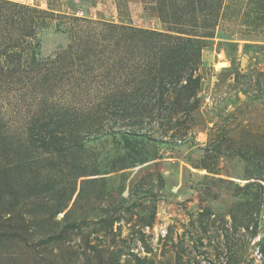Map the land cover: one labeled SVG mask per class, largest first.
Returning a JSON list of instances; mask_svg holds the SVG:
<instances>
[{"label":"rangeland","instance_id":"1","mask_svg":"<svg viewBox=\"0 0 264 264\" xmlns=\"http://www.w3.org/2000/svg\"><path fill=\"white\" fill-rule=\"evenodd\" d=\"M8 1L48 12L19 32L35 30L26 40L44 67L55 58L67 63L60 79L33 88L9 74L17 61L0 56L6 67L0 126L10 136L3 141L0 129V160L13 166L36 155L40 167L21 175L31 183L26 191L13 187L18 197L0 188L2 217L10 211L29 226L25 242L2 235L0 264H264V0H222L214 25L186 24L180 34L202 44L193 64L200 81L193 109L167 110L161 105L175 95L166 92L161 105L149 99L154 108L134 126L135 118H120L119 109L113 117L115 108L98 104L122 97L123 105L133 95V85L125 84L133 79L129 69L117 70L121 55L130 63L142 55L151 61L134 30H174L160 18V0ZM128 34L132 46L141 47L120 45ZM90 100L91 110L109 124L99 131L79 124L67 130L55 121L52 129L61 138L53 149L34 141L30 127L46 129L51 118L73 120ZM167 114L172 118L165 127ZM117 132L115 137L126 134L120 145L114 143ZM129 143L137 149L130 152ZM62 145L64 172L52 161ZM97 166L98 174L78 176ZM61 186V192L76 190L63 196ZM17 198L20 205L9 210L7 203ZM57 203L64 209L50 223L47 213ZM65 212V225L77 223L75 229L53 239L64 232Z\"/></svg>","mask_w":264,"mask_h":264},{"label":"trees","instance_id":"2","mask_svg":"<svg viewBox=\"0 0 264 264\" xmlns=\"http://www.w3.org/2000/svg\"><path fill=\"white\" fill-rule=\"evenodd\" d=\"M160 1L161 7H159L160 9L158 10L160 18L163 22L169 25H174L173 27L171 26L172 28H174V30H134L138 31L139 35H141L143 48L149 50L148 54H152L151 61L147 63L145 56L142 55L141 57H139L140 60L138 59V61H136L135 58L132 57L131 60L133 62L131 61L130 63L127 56L122 57L121 55L119 63L120 65L117 70L118 72H121V70L125 68L129 69L130 74H132L133 76V79L126 82L125 84H128L129 86L133 85V95L131 98L125 99L127 104L125 103L123 105H120V103H123L121 100L122 97L120 99H115V97L113 99H106V102H99L98 104L100 105L98 108L103 107L105 111H109L111 108L117 109V113L115 109L109 112L113 117H117L120 110L122 112L120 114L122 117L120 118L129 120H133V118H135L134 121H131L132 126L138 124L137 119L139 116H142L143 118L145 114L147 115V113L151 112V110L154 108V104H163L166 97V92H174L175 95V99H173L172 103H169L166 107L164 105H161L167 110H171L172 106L175 108L182 106V108H184V104H186L185 109H193L191 98L193 97V95H195L196 89L200 84L199 78L196 76L194 77L193 64H195L196 56L198 57L200 54V47L202 44L200 43V41H196L195 38L188 37L180 33H182L181 30H183L182 28L184 26H188L190 24V26H192V29L199 25H212L213 20L216 21L219 14V10H216V7H218L217 5L221 4L222 2V0H216L215 2L214 0ZM151 4L153 5L156 3L152 1ZM154 6L155 5H153V7ZM47 13L48 12L45 10L36 9L34 7L26 5L24 6L17 2L0 0V45H4L2 47L3 51H0V56L5 55L6 58L12 61L11 63H16L15 61H17L18 64H14L15 67L10 70L9 74H13V76H15L18 80L28 83L33 88H35L36 84H39L40 86H47L49 82H53V79H55L56 81L60 79L59 75L61 73V70H63L64 65L67 63H65L63 60H58V58H55L51 60L49 68L44 67L45 59L39 58L36 54L31 53L29 49L31 48V44H33V42L30 43L26 40V36L31 33L34 34L35 30L34 32L31 30L29 31V33H22V35L19 32L25 30L26 27L31 23V25L36 24L40 17L39 14H43V17L45 18V14ZM28 21H30V24L27 23ZM45 22L46 21L42 19L41 24L44 25ZM177 25H179V27H177ZM174 32H178L179 34ZM128 40L129 41L127 42L124 41L123 43H120V45H122L125 49H135L134 47H141V45L139 44L132 46L131 40H133V38L130 39V35ZM16 48H20V50ZM126 65L129 66L126 67ZM0 68V70H4L0 71V76L2 75L3 77L4 74H6V67L4 69L3 67ZM101 81L102 83L99 84H105V80L101 79ZM152 98H155V103L149 106V99L152 100ZM175 100H178V102ZM90 102L91 100L88 103V110L83 111L82 108L79 114L73 116V120L71 118L66 120H62V118L59 120L51 118L46 120V129L40 130L38 129L39 127L33 126L32 124L33 127H30V133L34 134L31 135L34 138V141L37 143H41L39 144L40 146H46L47 148L49 147L50 149H53V146L59 143L58 140L61 138L60 136L55 135V130L52 129V124H54L55 121H63L64 128H66L67 130L71 125L79 124L83 127L96 128L99 131V127H102V124L106 122L103 120L104 117L91 110L94 104L89 106ZM171 118L172 115L167 114V121L165 123H161V125L163 126L164 124V126L167 127L168 123L171 121ZM0 119L1 121L4 120L2 119V117H0ZM107 124L109 123H106L105 126ZM173 124L176 123L173 122ZM0 129H2L3 141H9L10 136L7 132L6 125L2 124L0 126ZM113 134V138L117 140L114 141V143H118V145H120L122 137L124 138L126 134L122 133V137H115L119 134L118 132ZM132 135L134 136V134ZM126 138L128 139V137ZM24 139L26 140V136L24 137ZM127 139L123 141L127 142ZM146 144L149 143L146 142ZM118 145L116 148L117 151H119L120 148ZM130 145L131 143H129L128 147ZM63 146L64 145L54 148L58 149V153L52 157L53 159L51 158L53 162L59 165L60 168H58L62 172L67 171V167L64 165L67 164V161L65 160L67 157L63 156L67 147L62 148ZM135 149H137V147L131 145L129 151L133 152L135 151ZM68 150L71 151L72 149L69 147ZM134 154L135 156H138L137 152H134ZM37 157L38 156L36 155L30 156L27 158L26 162L24 161V163H15V165L13 166L5 165L6 162L4 160H0V188L2 190H4V187L8 188L10 193L14 194L16 197H18V194L21 195V193L19 191L14 192V186H17L22 191H26V189H29L28 185H30L31 181H27L25 178L21 177V175L27 170H29L30 173H39V157ZM140 160L143 159L135 161ZM24 166H27L28 169H25ZM99 169L100 167L97 166L96 170L90 169V172L92 173H82L78 176L98 174ZM78 176H76L75 178H77ZM50 181L55 183L56 179L53 178ZM142 183V180L136 183V190L139 189ZM133 184H135V182ZM64 188V186H61L58 189L59 194H62L63 196H72L76 190V188L74 187L70 189L71 191L61 192V189ZM19 199L20 198L16 199L18 201L17 203H11V201L7 203L10 208L9 210H11V207L13 206L17 207L20 205ZM63 209L60 203H57L53 211H49L47 213V217H49L50 223H52V220L56 221V214ZM19 212L21 213V211ZM8 213L6 214H8L9 216L5 218L2 217V213L0 214V241L2 239V235L6 234L7 237H17L16 239L25 242L27 240V236L29 235V226L24 221V217H22V215H13L10 213V211ZM67 214L68 212H65L64 216L61 218V221L63 220L64 225L65 223H67V219L69 218V216L68 218H66ZM57 222L60 223V221ZM76 224L77 223L74 222L69 225L66 224L64 232H60L58 234H56V232V235L53 239L62 240V238L64 237L63 233L66 234V231H68L69 229L74 230ZM107 228L110 227H108L107 225ZM262 249V252L264 254V246L262 247Z\"/></svg>","mask_w":264,"mask_h":264}]
</instances>
